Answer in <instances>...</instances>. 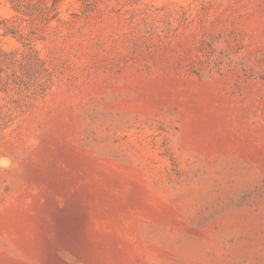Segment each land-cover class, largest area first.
<instances>
[{
    "label": "rangeland",
    "instance_id": "obj_1",
    "mask_svg": "<svg viewBox=\"0 0 264 264\" xmlns=\"http://www.w3.org/2000/svg\"><path fill=\"white\" fill-rule=\"evenodd\" d=\"M0 264H264V0H0Z\"/></svg>",
    "mask_w": 264,
    "mask_h": 264
}]
</instances>
